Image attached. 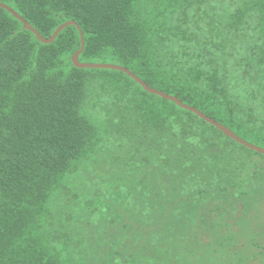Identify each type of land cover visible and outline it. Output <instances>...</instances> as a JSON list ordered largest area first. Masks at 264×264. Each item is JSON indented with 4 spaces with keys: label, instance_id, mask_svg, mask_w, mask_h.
I'll use <instances>...</instances> for the list:
<instances>
[{
    "label": "trees",
    "instance_id": "16d2710c",
    "mask_svg": "<svg viewBox=\"0 0 264 264\" xmlns=\"http://www.w3.org/2000/svg\"><path fill=\"white\" fill-rule=\"evenodd\" d=\"M264 148V0H0ZM0 8V264H256L264 155Z\"/></svg>",
    "mask_w": 264,
    "mask_h": 264
},
{
    "label": "water",
    "instance_id": "95a60500",
    "mask_svg": "<svg viewBox=\"0 0 264 264\" xmlns=\"http://www.w3.org/2000/svg\"><path fill=\"white\" fill-rule=\"evenodd\" d=\"M0 8L7 10L10 14L14 16L17 20H19L23 24V29L28 30L32 32L38 39L39 42L42 44H51L55 41V39L58 37V35L67 27L69 26H74L77 28L79 32V37H80V44L81 48L75 52V54L72 56V63L76 68L80 69H108V70H117L120 72H123L127 74L130 78H132L135 82H137L146 92L150 94L157 95L165 100L171 101L175 103L178 107L187 110L189 112L194 113L196 116L204 120L205 122L211 124L212 126L216 127L218 130L223 132L225 136L231 138L235 142L243 145L246 148H249L259 154L264 155V148L258 147L254 144H251L247 142L246 140L240 138L237 136L230 128L224 126L223 124L215 121L214 119L206 116L203 112L198 110L197 108L187 105L183 103L179 98L173 95H169L167 93H164L160 90H157L155 88L150 87L146 82H144L142 79H140L137 75H135L133 72H131L129 69L121 66V65H116V64H108V63H83L80 61V55L83 53L84 48H85V41H84V34L75 21H67L61 24L55 32L51 35L50 38H45L43 37L32 25L29 24L27 20H25L21 15H19L16 11H14L12 8L9 6L0 3Z\"/></svg>",
    "mask_w": 264,
    "mask_h": 264
},
{
    "label": "flooded vegetation",
    "instance_id": "af4514ba",
    "mask_svg": "<svg viewBox=\"0 0 264 264\" xmlns=\"http://www.w3.org/2000/svg\"><path fill=\"white\" fill-rule=\"evenodd\" d=\"M256 264H264V257L262 258V257L260 256V262H256Z\"/></svg>",
    "mask_w": 264,
    "mask_h": 264
},
{
    "label": "rangeland",
    "instance_id": "374dc122",
    "mask_svg": "<svg viewBox=\"0 0 264 264\" xmlns=\"http://www.w3.org/2000/svg\"><path fill=\"white\" fill-rule=\"evenodd\" d=\"M164 93H165V92H164ZM260 208H261V209H260L261 212H264V204H263V205L261 204V207H260ZM262 215L264 216V213H262Z\"/></svg>",
    "mask_w": 264,
    "mask_h": 264
}]
</instances>
